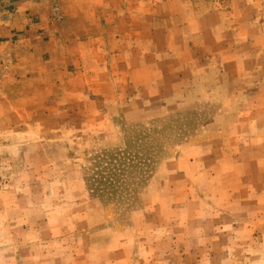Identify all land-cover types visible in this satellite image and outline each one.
<instances>
[{"label": "rangeland", "instance_id": "obj_1", "mask_svg": "<svg viewBox=\"0 0 264 264\" xmlns=\"http://www.w3.org/2000/svg\"><path fill=\"white\" fill-rule=\"evenodd\" d=\"M0 1L13 13L3 44L22 1L106 39L85 46L83 72L26 70L6 86L3 46L0 264H264V40L259 60L174 47L228 33L221 11L239 0ZM243 2L256 8L236 28L264 36L251 25L264 0Z\"/></svg>", "mask_w": 264, "mask_h": 264}, {"label": "crops", "instance_id": "obj_2", "mask_svg": "<svg viewBox=\"0 0 264 264\" xmlns=\"http://www.w3.org/2000/svg\"><path fill=\"white\" fill-rule=\"evenodd\" d=\"M239 6L231 7L228 11H221L222 17L228 19V24L224 29L230 30L228 33H223V25L221 26H211L206 33L198 31L196 34L191 35L189 39L176 40V45L174 47H184L189 51V57L196 56L199 51L203 49L210 51L209 55L213 54L214 51H220L221 56H231V57H244L252 56L259 60L261 55V44H258V40H264V36H255L254 34L246 33L242 28H236V26L244 24L243 21L248 20L250 15L247 13L256 8L252 7H242L246 5L245 0H239ZM27 11L38 15L41 19V27L44 29V37L36 36L28 32L27 30ZM64 15V14H62ZM246 16V18L244 17ZM68 15L63 16V22L61 24H56L50 20V7L48 5H42V2L33 3V1H22L18 5L16 14L12 21V27L19 31L20 34L18 39L13 43L10 40H6L3 44L5 50L11 55L13 60V71L3 83L5 86L8 85L6 81L17 80V76H22L24 71L28 70L35 74L36 80H40L43 73L48 72H65L70 71L83 72L86 59L88 58V51L85 46L94 44V49L99 54L100 48L104 42H106L105 37L100 36L101 32L98 25L97 28L93 24L83 22L77 24L75 27H71L68 24ZM251 25L256 28L257 33L262 30L264 33V24L261 28L260 23H256L255 19ZM109 32L113 28H108ZM93 31L92 35L75 37L74 32L80 31ZM200 32V33H199ZM232 32L231 34H229ZM0 33L4 37H8L7 30L0 28ZM112 39L109 40V47L112 49ZM98 43V44H97ZM179 45V46H178ZM182 45V46H181ZM201 46V47H200ZM164 48V47H163ZM175 48V49H176ZM163 53V52H162ZM174 53H169L173 56ZM176 54V53H175ZM144 57V54H140ZM149 54H146L148 56ZM146 64V63H145ZM144 64V65H145ZM237 63L236 66L230 69H224V72H234L238 73L243 71L240 69ZM146 66V65H145ZM74 67V68H73ZM217 72L218 69L212 70ZM222 71V68L220 69ZM255 71V70H254ZM20 81V80H17Z\"/></svg>", "mask_w": 264, "mask_h": 264}, {"label": "built area", "instance_id": "obj_3", "mask_svg": "<svg viewBox=\"0 0 264 264\" xmlns=\"http://www.w3.org/2000/svg\"><path fill=\"white\" fill-rule=\"evenodd\" d=\"M11 5L7 2L0 1V23L8 22L12 17ZM10 71V60L3 48V41L0 38V80Z\"/></svg>", "mask_w": 264, "mask_h": 264}]
</instances>
